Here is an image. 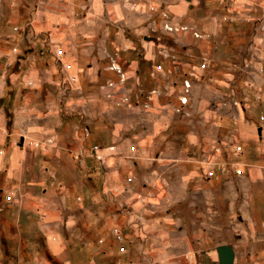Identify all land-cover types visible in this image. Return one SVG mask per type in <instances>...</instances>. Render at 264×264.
I'll use <instances>...</instances> for the list:
<instances>
[{"label":"rangeland","instance_id":"rangeland-1","mask_svg":"<svg viewBox=\"0 0 264 264\" xmlns=\"http://www.w3.org/2000/svg\"><path fill=\"white\" fill-rule=\"evenodd\" d=\"M165 22L190 33H170ZM169 48L179 72L149 80L152 55ZM59 57L70 60L77 83L64 81ZM110 58L138 69L143 86L166 93L174 94L178 78L192 72L188 114L110 105L97 89L100 81L115 80L104 72ZM198 58L206 59V69H195ZM260 93L264 0H0V126L51 139L44 165L60 166L61 184L76 182L75 195L94 207L95 264H189L187 254L221 243L233 248V264H264V239L253 234L260 231L258 194L248 203L253 227L226 163L235 102L243 109L262 101ZM93 144L112 146L103 162L89 155ZM212 163L218 169L207 175Z\"/></svg>","mask_w":264,"mask_h":264},{"label":"crops","instance_id":"crops-1","mask_svg":"<svg viewBox=\"0 0 264 264\" xmlns=\"http://www.w3.org/2000/svg\"><path fill=\"white\" fill-rule=\"evenodd\" d=\"M187 32L190 33L188 29L177 33ZM61 51V56H64L65 51L62 49ZM159 52L164 51L158 50L157 55H152L151 60L155 59L156 63L151 64L149 80L154 79L155 74L163 79H168L169 76H174L179 72L177 61L175 60V64L171 63ZM201 59L204 60L203 66H201ZM201 59L198 58L195 63V69L199 71L207 68L206 59ZM56 61L61 64L62 71L67 73V78L64 81L70 85L77 83L78 72L70 60H63L59 57ZM115 61L124 67L126 78L121 92L130 97V104L116 105L106 99L98 90V93L110 105L123 108L126 111L137 110V112H150L154 115H157L161 109H165L168 115L173 116L188 114L190 85L192 76H194L192 72L190 74L183 73L178 78V87L172 94L162 92L157 87L143 86L138 69L132 68L131 71H128L124 62L118 59ZM157 63L161 64V71L153 70V66ZM104 72L115 77V80L110 78L102 80L98 83L97 89L101 83L107 80H117L114 72L106 68H104ZM70 76L74 77V81H68ZM185 78L189 81V89L186 94L187 102L186 105L180 107L183 112L177 113L173 107H179L177 98L183 93L182 80ZM175 83V80H172V84ZM148 89H156L159 94L147 107H142L143 97L138 94L139 91ZM260 95L263 98L262 101H252L248 105L245 104L243 109L235 102V109L232 111L235 128L231 134L230 142L233 150L226 163L232 168L229 178L242 188L245 215L252 222L254 217L249 214L248 203L252 195L258 194V198L255 199L256 209L262 211L258 218L259 222H257L260 231L255 230L253 234H257L255 236L257 239H264V116L254 114L253 110L257 108L259 112L264 111V95L262 93ZM163 98L165 103H160ZM136 102L137 105H132ZM244 109H248L247 112L251 117L249 121L245 122L246 124L243 123L242 116ZM260 115L263 117L262 120L259 119ZM33 131L28 128L21 135H16L15 130L12 132L13 134H9L5 133L0 126V264H95L97 246L94 242L98 241L95 237L99 233L95 229V220L92 218L94 207L88 205L89 203L83 204L80 197L75 195L77 193L76 182L61 184L60 166L54 169L44 165L43 152L48 147L54 148V144L47 134L43 135L41 131L38 133ZM33 133H36V136ZM241 144L245 147L244 149ZM93 145L89 149V155L96 161L103 162L105 156L109 155L112 150V146L102 148L96 145L99 160L92 156ZM131 147V151L128 148V153L129 151L130 153L135 152L134 146L131 145ZM216 167L217 165L214 166V172ZM217 169L218 167L216 171ZM235 170H238L239 173H236ZM67 174L74 177L69 171ZM51 176L56 179V182L50 180ZM8 193H12V197L10 200H5L4 197ZM82 196L84 197V195ZM77 213L84 216L81 217L84 227L82 233L76 232ZM252 224L254 227L255 221ZM113 234L115 237L118 236L116 230L113 231ZM118 249L121 250L120 252L123 251L122 247ZM186 259L189 264L194 263L195 259L199 264H217L215 250L204 251L198 255L189 253Z\"/></svg>","mask_w":264,"mask_h":264},{"label":"built area","instance_id":"built-area-1","mask_svg":"<svg viewBox=\"0 0 264 264\" xmlns=\"http://www.w3.org/2000/svg\"><path fill=\"white\" fill-rule=\"evenodd\" d=\"M163 27L166 31L170 32V33H177V32H181V31H185L187 30L186 26L184 25H177V24H171V23H163ZM191 35L193 37H200V35L196 32H191ZM172 48H169V50L165 51V52H159V54L167 59L168 61H170L171 63L175 64V59H174V55L172 53ZM57 53H60V50L57 49ZM201 66L204 65V60L201 59ZM107 70H110L112 72L115 73V75L117 76V80L116 81H111V80H107L103 83H101L98 86V90L103 94V96L112 101L114 104L119 105V104H123V103H129L130 104V97H128V95L124 92H121L122 88L124 87L123 83L124 80L126 78L125 72H124V67L123 65L119 64L118 62L115 61V59L110 58L108 61L107 66L105 67ZM153 70L154 71H161L162 70V66L160 63H157L153 66ZM192 75V74H191ZM68 81L72 82L74 81V77L70 76L68 77ZM182 94L178 96L177 100L179 102V107H173V110L177 113L183 112L182 109L180 108L183 105H186L187 102V97L186 94L188 93V89H189V81L187 78L182 80ZM159 92L156 89H148L146 91H139V96L143 97V102L141 104L142 107H147L152 101L153 98L158 96ZM132 105H137V102L135 104ZM259 119L262 120L263 117L260 115ZM97 150L98 147L96 145H93L91 148V153L92 156H94L95 158L100 160V157L97 154ZM210 164H207V166H209ZM216 164L212 163L210 165V170H205V173L207 175H213L214 174V166ZM226 167H221V169L219 171H223L226 170ZM236 173H239L238 170H235ZM12 197V193H8L7 195H5V200H10Z\"/></svg>","mask_w":264,"mask_h":264},{"label":"water","instance_id":"water-1","mask_svg":"<svg viewBox=\"0 0 264 264\" xmlns=\"http://www.w3.org/2000/svg\"><path fill=\"white\" fill-rule=\"evenodd\" d=\"M189 1V0H185ZM217 264H233L234 260V251L229 244L221 243L215 246L214 248Z\"/></svg>","mask_w":264,"mask_h":264}]
</instances>
